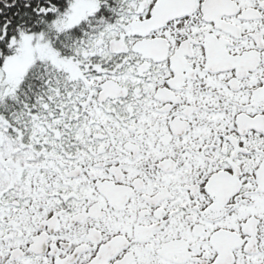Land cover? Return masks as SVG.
<instances>
[{"label": "snow or ice", "instance_id": "snow-or-ice-1", "mask_svg": "<svg viewBox=\"0 0 264 264\" xmlns=\"http://www.w3.org/2000/svg\"><path fill=\"white\" fill-rule=\"evenodd\" d=\"M0 264H264V0H0Z\"/></svg>", "mask_w": 264, "mask_h": 264}]
</instances>
